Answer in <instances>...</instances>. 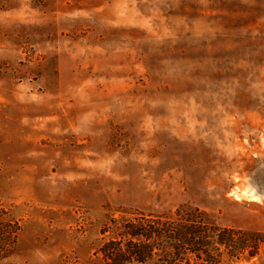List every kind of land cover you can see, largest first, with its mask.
I'll return each instance as SVG.
<instances>
[{"label": "rangeland", "instance_id": "1", "mask_svg": "<svg viewBox=\"0 0 264 264\" xmlns=\"http://www.w3.org/2000/svg\"><path fill=\"white\" fill-rule=\"evenodd\" d=\"M0 208V264L141 214L264 240V0H0Z\"/></svg>", "mask_w": 264, "mask_h": 264}, {"label": "trees", "instance_id": "2", "mask_svg": "<svg viewBox=\"0 0 264 264\" xmlns=\"http://www.w3.org/2000/svg\"><path fill=\"white\" fill-rule=\"evenodd\" d=\"M106 230L112 235L100 244L102 264H191L192 258L197 264H211L218 261L221 246L230 256L246 254L251 257L264 242L259 233L213 226L179 216L141 214L120 221L111 217L110 224L102 231ZM15 233L16 230L10 232L8 239Z\"/></svg>", "mask_w": 264, "mask_h": 264}]
</instances>
